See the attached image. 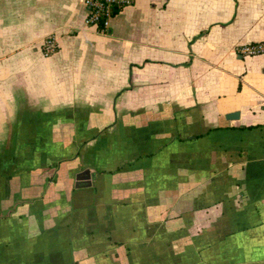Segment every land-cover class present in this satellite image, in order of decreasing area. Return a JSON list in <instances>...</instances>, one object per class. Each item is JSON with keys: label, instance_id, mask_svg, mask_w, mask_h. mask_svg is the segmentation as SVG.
<instances>
[{"label": "crops", "instance_id": "obj_1", "mask_svg": "<svg viewBox=\"0 0 264 264\" xmlns=\"http://www.w3.org/2000/svg\"><path fill=\"white\" fill-rule=\"evenodd\" d=\"M86 14L0 0V264H264V0Z\"/></svg>", "mask_w": 264, "mask_h": 264}, {"label": "built area", "instance_id": "obj_2", "mask_svg": "<svg viewBox=\"0 0 264 264\" xmlns=\"http://www.w3.org/2000/svg\"><path fill=\"white\" fill-rule=\"evenodd\" d=\"M135 0H83L86 7V23L96 26L101 32L106 33L111 26V19L119 8L131 5ZM57 44L52 37L44 40V50L46 54L55 51ZM242 53L246 55H256L264 52V43H247L241 47Z\"/></svg>", "mask_w": 264, "mask_h": 264}, {"label": "water", "instance_id": "obj_3", "mask_svg": "<svg viewBox=\"0 0 264 264\" xmlns=\"http://www.w3.org/2000/svg\"><path fill=\"white\" fill-rule=\"evenodd\" d=\"M94 177V175H91L88 171L86 173H81L78 175V180L80 182V180H85L87 181L88 183H90L91 181V178ZM80 184V183H78Z\"/></svg>", "mask_w": 264, "mask_h": 264}]
</instances>
